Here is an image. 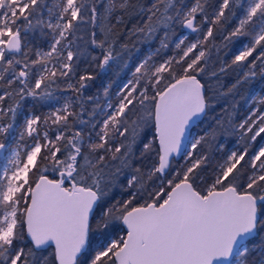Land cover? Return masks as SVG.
Instances as JSON below:
<instances>
[{
  "label": "snow or ice",
  "instance_id": "1",
  "mask_svg": "<svg viewBox=\"0 0 264 264\" xmlns=\"http://www.w3.org/2000/svg\"><path fill=\"white\" fill-rule=\"evenodd\" d=\"M258 66L264 0H0V264H264Z\"/></svg>",
  "mask_w": 264,
  "mask_h": 264
},
{
  "label": "trees",
  "instance_id": "2",
  "mask_svg": "<svg viewBox=\"0 0 264 264\" xmlns=\"http://www.w3.org/2000/svg\"><path fill=\"white\" fill-rule=\"evenodd\" d=\"M133 2H135V0H133ZM143 3L149 4V3H151V0H143ZM236 10H237V14H239L240 9L237 7ZM136 19H138V17H133V19L129 20L125 25L118 26V30L122 29L124 32H126L127 28H130L132 26V24L135 23ZM230 23H231V25H234L235 21H231ZM176 33H177V35L175 37H173L174 40L176 38H178L179 36L183 35L184 30L177 28ZM195 36H196L195 34L189 33L188 41L193 39ZM136 39H137L136 37H132L130 40L127 41L129 43L130 47L133 44H135V46L137 48H140L142 51H146L147 46L143 45V44L136 43ZM121 42H125L124 41V35H121ZM33 43H36V41H33ZM40 43H41V46H43L44 42L41 41ZM215 43H217V44L220 43L219 35H217ZM156 46H157V44L153 43L152 47H156ZM232 47H233L232 45H229V48H232ZM96 51H97V53L99 52V50H96ZM226 52H228V49H223V50L219 51V53H217L215 48L212 49L211 60L209 61V71L217 70L221 65V61H224L227 63L231 62V60L234 56V52L229 53L228 55L225 54ZM172 54H173L172 51L169 50V51H167V53L165 55H172ZM134 55H135V52H134ZM255 55H256V53H254V56ZM84 67H85V65L83 64V62H81V64H80L81 70ZM247 70H248L247 67L242 68V71H247ZM242 71H241V67H236V68L230 69L226 74L220 76L218 78V80H211V81H209L207 79V75H205L202 82H206V83L212 84L214 86L217 85V83H219V84H222L224 86V89H227V87L231 86L233 83L236 82V80L238 79V75H242ZM94 72L99 73V69H94ZM256 72H257V76H256L255 80L241 84L238 87V89L236 90L234 96H229L226 98V100H222L220 102V104L214 109V113H219L220 107H222L224 103H227L230 106V111H231L232 110L231 105L233 103H235L236 107H235V110L233 112L234 123H239V122L243 121L244 118L246 117V115H248L247 113H248L249 109L253 106V102H252L253 98L252 97H253L254 91L256 90V88L258 86H260L261 84H264V76H261V68L259 66L256 68ZM127 76H129L128 73H121V72H119V70L115 66H113V68H111L106 73H100L98 75L97 80L93 83L92 87L85 93V95H92L93 93H95L100 88V85L102 83H106V82H111L113 84L112 91L115 92L117 84L119 83V80L127 78ZM198 78H200V77H198ZM60 87H61V89H63L65 87V85L61 84ZM208 94L210 95L211 93H208ZM64 95L71 96L72 92L67 91L64 93ZM150 95H151V93H150ZM262 106H263L262 104H259L258 107L261 108ZM89 107H91V105H89ZM48 110H49L48 107H41L38 110V114L46 113ZM214 113L210 112L209 116L213 115ZM176 163L179 165L180 163H182V161H177Z\"/></svg>",
  "mask_w": 264,
  "mask_h": 264
},
{
  "label": "rangeland",
  "instance_id": "3",
  "mask_svg": "<svg viewBox=\"0 0 264 264\" xmlns=\"http://www.w3.org/2000/svg\"><path fill=\"white\" fill-rule=\"evenodd\" d=\"M196 39V36L193 38V39H191V40H189L188 42H193L194 40ZM128 77V76H127ZM253 97H254V99H255V103H253V106L249 109V111L252 109V108H255V107H258L259 106V100L260 99H262V98H264V84H261L260 86H258L257 88H256V90L254 91V94H253ZM252 97V98H253ZM261 110H264V105L260 108ZM249 111H248V113L247 114H249ZM248 115H246V117H247ZM245 117V118H246ZM244 118V119H245Z\"/></svg>",
  "mask_w": 264,
  "mask_h": 264
}]
</instances>
